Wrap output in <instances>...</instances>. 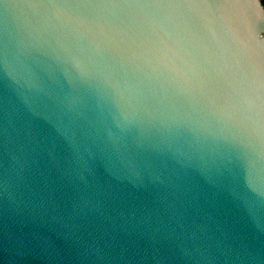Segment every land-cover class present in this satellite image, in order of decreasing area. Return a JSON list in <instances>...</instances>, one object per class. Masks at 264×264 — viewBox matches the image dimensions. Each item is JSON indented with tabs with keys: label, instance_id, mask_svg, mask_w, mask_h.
<instances>
[{
	"label": "water",
	"instance_id": "water-1",
	"mask_svg": "<svg viewBox=\"0 0 264 264\" xmlns=\"http://www.w3.org/2000/svg\"><path fill=\"white\" fill-rule=\"evenodd\" d=\"M0 264H264L261 0H0Z\"/></svg>",
	"mask_w": 264,
	"mask_h": 264
},
{
	"label": "trees",
	"instance_id": "trees-1",
	"mask_svg": "<svg viewBox=\"0 0 264 264\" xmlns=\"http://www.w3.org/2000/svg\"><path fill=\"white\" fill-rule=\"evenodd\" d=\"M261 1H262L263 5H264V0H261Z\"/></svg>",
	"mask_w": 264,
	"mask_h": 264
}]
</instances>
